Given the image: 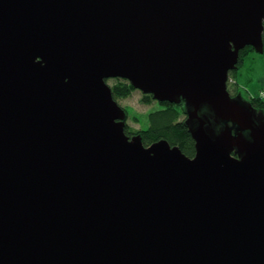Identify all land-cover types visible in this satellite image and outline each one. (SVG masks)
<instances>
[{
	"label": "water",
	"instance_id": "1",
	"mask_svg": "<svg viewBox=\"0 0 264 264\" xmlns=\"http://www.w3.org/2000/svg\"><path fill=\"white\" fill-rule=\"evenodd\" d=\"M264 0H0V264H264V111L227 89ZM182 103L195 151L125 133L107 79Z\"/></svg>",
	"mask_w": 264,
	"mask_h": 264
},
{
	"label": "trees",
	"instance_id": "2",
	"mask_svg": "<svg viewBox=\"0 0 264 264\" xmlns=\"http://www.w3.org/2000/svg\"><path fill=\"white\" fill-rule=\"evenodd\" d=\"M262 41H263V52L258 54L260 57L264 58V20H263V32H262ZM254 52V48L251 46H246L240 50L239 53V62L238 66L244 60L243 57L250 52ZM235 73V70H231L229 72L228 80ZM108 80H106L108 84ZM111 88V96L117 101L119 99H124L128 95H130L135 88L129 84V82L125 78H113L111 84H108ZM239 91L236 89L234 93H238ZM251 104L259 111H264V97L263 99L258 98L256 96L248 97ZM155 101L150 94H143V102H152ZM158 107L150 112L146 113L148 125L146 129L137 128L133 130L129 128L127 124V119L125 122V133L128 135H134L136 133L140 134V138H142V142L145 146L148 144L158 141L159 139H165L171 145H175L180 147L182 152L190 157L194 154L195 147L194 140L190 133H188L186 125H184V117L183 114V104L182 103H170V102H159ZM119 104V103H118ZM126 111V117L128 115V110L126 107H122ZM128 118V117H127Z\"/></svg>",
	"mask_w": 264,
	"mask_h": 264
},
{
	"label": "rangeland",
	"instance_id": "3",
	"mask_svg": "<svg viewBox=\"0 0 264 264\" xmlns=\"http://www.w3.org/2000/svg\"><path fill=\"white\" fill-rule=\"evenodd\" d=\"M243 59L231 77L235 80L236 85L234 84V86L241 91V95L247 100L249 97L248 92L257 97V93L262 91L260 89L257 90V85H260L264 81V58L257 55V52L252 51L245 55ZM112 81L113 78L109 79L108 84H111ZM231 89L233 91V87ZM258 98L260 97L258 96ZM118 103L121 107L127 108V124L133 130L137 128L146 129L148 125L146 113L158 107V103L155 101L149 103L143 102V94L137 89L124 99H119Z\"/></svg>",
	"mask_w": 264,
	"mask_h": 264
},
{
	"label": "flooded vegetation",
	"instance_id": "4",
	"mask_svg": "<svg viewBox=\"0 0 264 264\" xmlns=\"http://www.w3.org/2000/svg\"><path fill=\"white\" fill-rule=\"evenodd\" d=\"M238 68V67H237ZM228 81V84H227V89H228V91L231 93V95H236V94H238V93H240L241 94V91H239L238 89H237V87L236 86H234V84H235V80L234 79H232V77H230V80H227ZM236 85V84H235ZM233 87V91H232V88ZM238 90L239 92L238 93H234V91L235 90ZM245 95V94H244ZM252 96H255V95H250L249 94V97L251 98Z\"/></svg>",
	"mask_w": 264,
	"mask_h": 264
},
{
	"label": "built area",
	"instance_id": "5",
	"mask_svg": "<svg viewBox=\"0 0 264 264\" xmlns=\"http://www.w3.org/2000/svg\"><path fill=\"white\" fill-rule=\"evenodd\" d=\"M260 90H262V91L259 92L257 95H258L260 98H262V97H264V87H262V89H260Z\"/></svg>",
	"mask_w": 264,
	"mask_h": 264
},
{
	"label": "crops",
	"instance_id": "6",
	"mask_svg": "<svg viewBox=\"0 0 264 264\" xmlns=\"http://www.w3.org/2000/svg\"><path fill=\"white\" fill-rule=\"evenodd\" d=\"M251 77H252V76H251ZM263 84H264V81H262L260 85H257V90L260 89V88H262V86H264ZM249 85H251V84H249ZM249 85H248V86H249ZM248 93L250 94V92H248ZM250 95H251V94H250Z\"/></svg>",
	"mask_w": 264,
	"mask_h": 264
},
{
	"label": "bare ground",
	"instance_id": "7",
	"mask_svg": "<svg viewBox=\"0 0 264 264\" xmlns=\"http://www.w3.org/2000/svg\"><path fill=\"white\" fill-rule=\"evenodd\" d=\"M262 87H264V86H262ZM260 89H262V88H260Z\"/></svg>",
	"mask_w": 264,
	"mask_h": 264
}]
</instances>
